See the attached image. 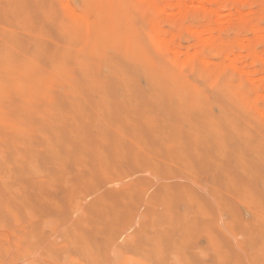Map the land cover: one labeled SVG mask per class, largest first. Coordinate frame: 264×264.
Wrapping results in <instances>:
<instances>
[{"label": "rangeland", "instance_id": "374dc122", "mask_svg": "<svg viewBox=\"0 0 264 264\" xmlns=\"http://www.w3.org/2000/svg\"><path fill=\"white\" fill-rule=\"evenodd\" d=\"M0 264H264V0H0Z\"/></svg>", "mask_w": 264, "mask_h": 264}, {"label": "bare ground", "instance_id": "6f19581e", "mask_svg": "<svg viewBox=\"0 0 264 264\" xmlns=\"http://www.w3.org/2000/svg\"><path fill=\"white\" fill-rule=\"evenodd\" d=\"M155 60L158 61V59H155ZM155 60H154V62H155ZM151 62H152V61H151ZM159 63H160V62H159ZM151 65H152V68H153V64H151ZM195 72H197V71H195ZM198 74H199V73L195 74L196 77L194 76V78H197V75H198ZM191 76H192V75H191ZM192 79H193V78H192ZM195 80H198V79H195ZM194 82H195V81H194ZM231 126H232V125H231ZM233 126H234V124H233ZM233 126H232V127H233ZM234 129H235V128H234ZM247 142H248V141H247ZM229 191H230V190H229ZM229 191H228V192H229ZM230 193H231V192H230ZM232 195H233V194H232Z\"/></svg>", "mask_w": 264, "mask_h": 264}]
</instances>
